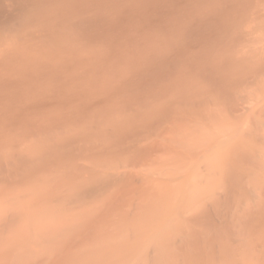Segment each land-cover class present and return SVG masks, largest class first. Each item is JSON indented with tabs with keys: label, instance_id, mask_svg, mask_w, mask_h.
Wrapping results in <instances>:
<instances>
[{
	"label": "rangeland",
	"instance_id": "rangeland-1",
	"mask_svg": "<svg viewBox=\"0 0 264 264\" xmlns=\"http://www.w3.org/2000/svg\"><path fill=\"white\" fill-rule=\"evenodd\" d=\"M61 1L0 111V264H264V0Z\"/></svg>",
	"mask_w": 264,
	"mask_h": 264
},
{
	"label": "bare ground",
	"instance_id": "bare-ground-1",
	"mask_svg": "<svg viewBox=\"0 0 264 264\" xmlns=\"http://www.w3.org/2000/svg\"><path fill=\"white\" fill-rule=\"evenodd\" d=\"M6 1H8V2H6ZM52 0H0V111H16V109H17V107H16V98L18 99V98H21V99H25V98H28V97H31L30 96V93L29 92H31V95H33V93H32V91H30L29 90V87H31V88H33L34 86L37 88V84H35V82H34V84L35 85H32V86H29L30 84H32L31 83V81L34 79H32V77H33V70H34V64H33V59H34V57H33V53H32V50H33V48H34V46H37V44H39V43H41V42H43L45 39H46V36H47V34H48V32H49V26H48V23L47 22H49L50 20H49V18H57L56 20H59V18H60V22H61V17L60 16H62L63 17V14H61V13H64L65 12V8L62 10V12H60L59 13V17H56L57 16V12L61 9V8H63L64 6L62 5V1L60 0V2H58L59 0H55L54 2H56L54 5L52 4L53 3V1L51 2ZM84 1H88V0H82V2H80L79 0H77V1H75L76 2V4L75 5H78V3L77 2H80V4L82 3V5L83 6H86V3L87 2H85L84 3ZM92 1L93 0H91V3H92ZM97 1V2H96ZM98 1H100V0H94V3H95V6L96 7H98V6H101V5H98L97 6V4H100V3H102L104 0H102V2H98ZM115 1V2H114ZM123 1H125V0H119V4H120V6L118 5V4H116L117 6H118V8L120 7V8H122L123 6H122V4L120 3V2H122L123 3ZM136 1V0H135ZM138 1V2H137ZM136 2H131V3H133V4H135V3H137V5L135 4V6L133 5V4H130V5H128V3H123L124 4V6L125 5H128V6H126V7H132V6H134L135 8H137V9H133V12H134V10H135V12H136V10H139V12L142 10V9H144V10H146V12L147 13H145L144 12V10H142L141 12H140V16H141V14H142V12H144L143 14L145 15V14H148L149 13V11H151V12H153L154 13V11H152V10H158L159 9V7L160 8H163L162 10L161 9H159V13H161V21L163 22H165V20L167 21L170 17H168V19H166L167 18V14H168V16H170L173 12L172 11H175L174 9L175 8H177L179 5H180V3L177 1V0H174V1H176V2H178V3H174L175 5L176 4H178V5H176L177 7H175L174 8V4L172 3L173 1L172 0H169V2L170 1H172V2H170L171 4H173L172 6H173V10H172V8L171 9H169L171 6H170V3L169 4H166L169 8H167L166 7V5H163L162 3V5L161 6H158L157 8H152V7H154L155 5L157 6V3H153L151 0L147 3L145 0H143V2L145 1L146 2V4H149V5H147V6H149V8H152V9H150L149 10V8L148 7H145L144 6V4H141L142 3V0H141V2H140V0H137ZM153 1H156V2H158L157 0H153ZM163 1H165V0H163ZM51 2V4H49ZM88 2H90V1H88ZM111 2V3H110ZM109 3H110V6L109 5H107L108 4V2L106 1L104 4L105 5H103L101 8L102 9H104L102 12L103 13H101V9H99V7H98V9L96 8V10L97 11H99L100 13H99V15H100V17H102L103 18V15H105V17L103 18V19H105V23H107L106 21L108 20V23H109V21L111 22V20H109V18H108V14H107V12H105V10H107L108 11V7H106V6H109V8L114 4L115 5V3L117 2V0H113V1H110ZM140 2V3H139ZM153 4H152V3ZM160 2H162V0L160 1ZM180 2H182V1H180ZM59 3H61V5L59 4ZM91 3H88V4H90V5H92ZM97 3V4H96ZM107 3V4H106ZM118 3V2H117ZM159 3V2H158ZM164 3V2H163ZM165 3H166V1H165ZM167 3H168V0H167ZM58 4L60 5V9L59 10H57V12L55 11V13L56 14H53V12H54V10H56V8L58 7ZM74 4V3H73ZM112 4V5H111ZM138 4H141V10L139 9V5ZM151 4V5H150ZM160 4V3H159ZM75 5H72V6H75ZM82 5H81V7H82ZM51 6H56V7H54L55 9H53V7H50ZM93 6H94V4H93ZM106 8H105V7ZM122 6V7H121ZM142 6H143V8H142ZM152 6V7H151ZM162 6H165L167 9H169L171 12H169L166 8H165V10H164V7H162ZM88 7H89V5H88ZM134 7H132V8H134ZM147 8V9H145V8ZM74 8V7H73ZM92 8V7H91ZM90 8V9H91ZM115 8V9H114ZM116 6H114L113 7V9L112 8H110L109 10H113V11H115L116 10ZM117 8V9H118ZM119 8V9H120ZM132 8H131V12H132ZM51 9V10H50ZM52 9H53V11H52ZM127 9V8H126ZM178 9V8H177ZM86 10H89V9H86ZM95 10V9H94ZM121 10V12H122V10L124 11L125 10V8H123V9H120ZM127 10H129V8L127 9ZM167 10V11H166ZM64 11V12H63ZM90 11V10H89ZM92 9H91V13H92ZM97 11H96V13L94 14V12L92 13L93 14V16H92V14H91V16L92 17H88V16H86L87 18H91V20H94V19H92L93 17H94V15H97L96 17H98L99 15L97 14ZM117 11V10H116ZM115 11V12H116ZM160 11H166V12H164V14L166 13V15H164V14H162L163 12H160ZM104 12H105V14H104ZM125 12V11H124ZM127 12V11H126ZM129 13V11H128V13L129 14H132V15H135L136 13L138 14V12H136V13ZM168 12V13H167ZM119 13V12H118ZM123 13V12H122ZM153 13H151V14H149V16L151 17V15H153ZM157 13V12H156ZM169 13H171V14H169ZM51 14H52V16L53 17H50L51 16ZM136 14V15H137ZM142 14V15H143ZM112 15V12L109 14V17ZM115 15V13L113 12V16H111L110 17V19H112L113 17H116L118 14H117V12H116V15ZM120 15V14H119ZM118 15V16H119ZM144 15L142 16V17H144ZM155 15L157 16V14H155L154 13V16H152V19L150 18V17H148V15H145V16H147V18H148V20H149V22H152V21H155L156 19H157V21H155V22H160V20H159V15L157 16V17H155ZM164 16V19L162 20V17ZM90 16V15H89ZM117 16V18H115L116 20L119 18ZM131 16V15H130ZM165 16H166V18H165ZM86 17L84 18L85 20H88V19H86ZM106 17L108 18V19H106ZM132 17V16H131ZM131 17H129L128 16V19L129 18H131ZM134 17V16H133ZM136 17V16H135ZM137 17H139V15H137ZM155 17V18H154ZM54 18V19H55ZM95 18V17H94ZM121 18V17H120ZM150 18V19H149ZM154 18V19H153ZM63 19V18H62ZM84 19H81V20H83L84 21ZM121 19H123V18H121ZM52 20V19H51ZM102 19L100 18V20H99V22L98 23H100V21H101ZM119 21H120V19H118ZM152 20V21H151ZM53 21V20H52ZM51 21V22H52ZM59 21H57V22H55V23H59ZM77 21H79V20H77ZM77 21L74 23V24H76L77 23ZM95 21V20H94ZM113 21H114V18L112 19V23H113ZM119 21H117V22H119ZM126 21V20H125ZM124 21V22H125ZM128 21H133L132 19H129ZM91 22L92 21H90L89 22V20H88V24L90 23V27H92V25H93V22H92V24H91ZM96 22V21H95ZM104 21H102V24L101 25H99L100 26V30L98 31V29H99V27L97 26V24H95V25H93V27L94 28H96V26L98 27L97 28V31L99 32V34H102V33H100L101 31L103 32V31H105V30H107L108 31V29L106 28L105 29V25H104V23H103ZM114 22H116V21H114ZM122 24L124 23V22H122V21H120ZM127 22V21H126ZM144 22H146L147 23V20H144ZM148 22V23H149ZM155 22H152V23H150V24H154ZM203 22V21H202ZM205 22V21H204ZM204 22H203V24H204ZM54 23V24H55ZM79 23V22H78ZM81 23V22H80ZM79 23V25H82V24H80ZM84 24H86L85 26L86 27H83V26H79V27H83V28H87L88 26H87V23H86V21H85V23ZM117 25L118 23H113V25ZM127 25H128V23H126ZM126 24H125V26H126ZM155 24H157V23H155ZM159 24V23H158ZM161 24V23H160ZM202 24V25H203ZM205 24H207V27L210 25V24H208L207 23V21H206V23ZM53 25V24H52ZM56 26H57V24H55ZM54 25V26H55ZM59 25V24H58ZM102 25H104V26H102ZM112 24H111V26L110 25H107L106 27H108V26H110V28H114V26H113ZM202 25H201V23H200V27H202ZM78 26V25H77ZM124 26V27H125ZM129 26V25H128ZM90 27H88V28H90ZM120 27V28H119ZM122 27V28H121ZM199 26L197 27V28H195V31L191 28V32H192V35L190 34V33H188L189 31H188V29H187V31H186V33L185 34H189V36L191 37V36H195L196 35V30H198V28H200ZM206 26H205V30L204 31H206V28H207ZM210 27V26H209ZM56 28V27H55ZM55 28H53L54 30H55ZM103 28H104V30H103ZM110 28H109V30H110ZM120 29V30H118V29ZM213 28V27H212ZM92 29V28H91ZM102 29V30H101ZM121 29H123V25H121L120 24V26H116V30L117 31H122ZM204 29V27L201 29V31ZM209 29V28H208ZM88 30V29H87ZM90 30V29H89ZM115 30V28H114V30L113 31H116ZM124 30V29H123ZM210 31L212 30L211 29V27H210V29H209ZM95 29H94V31L92 30H90V31H88V32H97ZM112 31V32H113ZM204 31H202V32H200L201 34H202V38L201 39H203V37H205V36H207L206 38H208V36H209V33H210V31L208 32V30H207V34H204V33H206V32H204ZM110 32H111V30H110ZM193 32H195L194 34L195 35H193ZM199 32H197L198 34L197 35H199L200 33ZM212 32L214 33V28H213V30H212ZM107 33H109V32H107ZM200 34V35H201ZM199 35V36H200ZM205 35V36H204ZM197 37V36H196ZM195 37V38H196ZM201 37V36H200ZM206 38H204V39H206ZM197 39V38H196ZM198 39H200V38H198ZM47 40V39H46ZM42 50V49H41ZM43 50H45V49H43ZM35 55V54H34ZM40 56V55H39ZM41 57V56H40ZM36 58V57H35ZM37 59V58H36ZM44 68V67H43ZM109 68V67H108ZM157 68V67H156ZM161 68H164L163 66H161ZM41 69V68H40ZM91 69V71H92V68H90ZM94 69V68H93ZM155 69V68H154ZM154 69H149V70H152V71H154ZM39 69L38 68H36V70H35V72L36 71H38ZM46 70V69H45ZM149 70H146V73L148 74L149 72ZM158 70H160V69H158ZM161 70H163V69H161ZM166 70V69H165ZM165 70H163L162 71V73H161V71L159 72H157V73H155V71H156V69H155V71L153 72L155 75V77H157V78H159L160 80H162L163 79V77L164 76H162V75H166L167 74V76H170V74L169 73H166V74H164L165 72H168V71H165ZM41 72H42V69L40 70ZM95 71V70H94ZM165 71V72H164ZM44 72V71H43ZM46 72V71H45ZM151 72V71H150ZM164 72V73H163ZM39 73V72H38ZM84 73H86L85 71L84 72H82V73H78V75L80 76V80H79V84H80V82H81V77L83 78L82 80V82L84 83V84H80L79 86L77 85V87L75 88L74 87V89L75 90H77L76 92H78V90L80 89H83V91H84V88H82V87H85L87 84L89 85L90 84V80L89 79H87V78H85L86 76H88L89 74H88V72H87V74H86V76L85 77H83V74ZM100 73V72H99ZM99 73H94L95 74V76H99V75H101V73L99 74ZM145 73V74H146ZM152 73V72H151ZM159 73H161L162 75V79H161V76H156V74L157 75H159ZM41 75H42V73H40ZM46 74V73H45ZM57 74V75H56ZM55 74V76L56 77H58L59 78V74H58V72ZM80 74H82V75H80ZM97 74H99V75H97ZM85 75V74H84ZM151 75V74H150ZM39 76L40 75H38V78H39ZM76 76V79L79 77V76H77V75H75ZM142 76V77H141ZM140 77H141V80H142V78H143V76L144 75H141ZM154 76L153 77H150V79L151 78H154ZM167 76H165V78H167ZM57 78V79H58ZM144 78H145V76H144ZM143 78V80L144 81H147V80H145ZM154 79V80H156V81H158L159 79ZM32 79V80H31ZM40 79V78H39ZM38 79V80H39ZM43 79V78H42ZM86 79L87 80H89V82L88 83H86L87 81H86ZM101 79V78H100ZM149 79V78H148ZM168 79V78H167ZM167 79H166V82H168L167 81ZM34 80H36V79H34ZM142 80V81H143ZM139 81V80H138ZM142 81H139V83H138V85H137V83H135L134 84V82L132 83V84H130V83H125V84H128V85H125L124 86V83L122 82V84H121V86L119 85L117 88H118V90H119V88H123V86L125 87V89L127 90L128 89V86H129V91H132V89L134 90L137 86H140L139 84L140 83H143ZM30 82V83H29ZM59 82V81H58ZM58 82H57V84H58ZM165 82V83H166ZM86 83V84H85ZM146 83L147 82H145V83H143V85L144 86H146ZM152 83H153V81H152ZM92 84V83H91ZM97 84H100V83H97ZM148 84V83H147ZM37 85V86H36ZM81 85H83V86H81ZM87 85V86H88ZM123 85V86H122ZM133 85V87H134V85L136 86V87H134V88H130V86H132ZM143 85L141 84V86L143 87ZM161 85L162 84H160V86H158V87H161ZM168 84H164V88L167 86ZM140 86V87H141ZM149 86V85H148ZM147 86V87H148ZM34 87V88H35ZM80 87V88H79ZM96 87V86H95ZM95 87H94V89H95ZM140 87H139V89H137L136 88V93H138V90H142V89H140ZM141 87V88H142ZM147 87H144V89L145 90H147L146 88ZM157 86H155V88H156ZM163 87H161V88H163ZM168 87L170 88V86L168 85ZM30 88V89H31ZM87 87H85V89H86ZM93 88V87H92ZM149 88V87H148ZM38 89H41L39 92H42V91H44L43 89H42V86L41 87H38ZM60 90L62 89V88H59ZM59 89H57V91L56 92H58V91H60ZM68 89H70V86L67 88V91H68ZM125 89H123V90H125ZM35 90H37V89H35ZM35 90L33 91L34 93H37L38 92V90H37V92H35ZM64 90V89H63ZM62 90V91H63ZM71 90H73V87L71 88ZM79 90V91H80ZM87 90V92H89L88 91V89H86ZM85 90V91H86ZM64 91H66V90H64ZM64 91L62 92V93H64ZM82 91V90H81ZM94 91V90H93ZM116 91H117V89H116ZM122 91V90H121ZM121 91H117V92H121ZM128 91V90H127ZM147 91H149V89L147 90ZM158 91V90H157ZM161 91L163 92V90L161 89ZM160 91V92H161ZM72 92H74V90L73 91H71V94H72ZM76 92H74V94H76ZM141 91H139V93H140ZM164 92H165V94H166V91L164 90ZM67 93V92H66ZM65 93V94H66ZM130 93H132L133 95H135L134 93H133V91L132 92H130ZM155 93H157V92H155ZM67 94H70V90H69V93H67ZM164 94V95H165ZM50 95V94H49ZM48 95V96H49ZM133 95H129V96H133ZM155 95V94H154ZM34 96V95H33ZM51 96V95H50ZM52 96H55V93H54V95L52 94ZM162 96H163V94H162ZM106 98V97H105ZM131 98V97H130ZM134 99H136V97H133ZM100 99H102V98H100ZM100 99H98L97 101L96 100H94V101H96V103L100 100ZM104 99V98H103ZM27 100V99H26ZM31 100L33 101V99L31 98ZM30 100V101H31ZM131 100H133V99H131ZM19 101V99L17 100V102ZM93 101V102H94ZM63 102V101H62ZM92 102V103H93ZM102 102V101H101ZM100 102V103H101ZM19 103V102H18ZM21 103V102H20ZM63 103H66V102H63ZM95 103V102H94ZM28 104V103H27ZM98 104H99V102H98ZM14 105H15V108L16 109H14ZM80 105V104H79ZM90 106H91V104H89ZM97 104H94V106H96ZM77 106V105H76ZM93 106V107H94ZM75 107V106H74ZM92 107V106H91ZM64 108V107H63ZM75 109H77V107L75 108ZM82 111H84V110H82ZM233 255V254H232ZM264 256V255H263ZM232 258V257H231ZM264 258V257H263ZM257 262H259V261H257ZM262 262V261H261ZM230 263V262H229ZM251 263V262H250ZM254 263V262H253ZM199 264V263H198ZM248 264V263H247Z\"/></svg>",
	"mask_w": 264,
	"mask_h": 264
}]
</instances>
